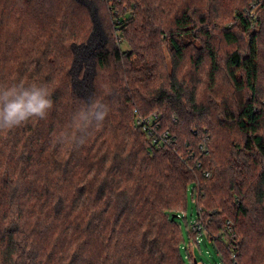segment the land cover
<instances>
[{"label":"trees","instance_id":"16d2710c","mask_svg":"<svg viewBox=\"0 0 264 264\" xmlns=\"http://www.w3.org/2000/svg\"><path fill=\"white\" fill-rule=\"evenodd\" d=\"M19 80L54 107L0 132V264H185L189 193L192 243L264 264V0H0ZM92 96L103 125L57 143ZM154 112L160 148L135 124Z\"/></svg>","mask_w":264,"mask_h":264},{"label":"clouds","instance_id":"9594fccd","mask_svg":"<svg viewBox=\"0 0 264 264\" xmlns=\"http://www.w3.org/2000/svg\"><path fill=\"white\" fill-rule=\"evenodd\" d=\"M54 107L52 90L47 84L23 80L0 83V132H11L33 120H45ZM109 105L95 96L89 97L75 111L66 129L55 136L61 145H82L91 131L103 125Z\"/></svg>","mask_w":264,"mask_h":264},{"label":"rangeland","instance_id":"374dc122","mask_svg":"<svg viewBox=\"0 0 264 264\" xmlns=\"http://www.w3.org/2000/svg\"><path fill=\"white\" fill-rule=\"evenodd\" d=\"M190 40V39H189ZM123 51L128 50L126 44L121 45ZM163 50L166 51L164 48ZM227 52L226 49L220 54L222 57ZM224 76V75H223ZM225 76L220 81L225 84ZM196 207L195 203L190 197V193L187 198L186 210L180 213L176 222L180 227L181 233L184 237V243L181 244V253L185 264H220V259L215 251L214 245L212 242L208 241L204 236L197 238V244L192 243L189 237V228L190 225L196 220ZM188 257L192 258V263L188 261ZM191 260V259H190Z\"/></svg>","mask_w":264,"mask_h":264},{"label":"built area","instance_id":"2783aa9c","mask_svg":"<svg viewBox=\"0 0 264 264\" xmlns=\"http://www.w3.org/2000/svg\"><path fill=\"white\" fill-rule=\"evenodd\" d=\"M158 114L154 112L149 117H137L135 119V124L139 126L141 131H143L147 137L150 139V142L153 146L160 148L165 143V137L167 136L166 133L162 135L158 134V122H157ZM208 174H206L207 176ZM227 230L230 231V223H226Z\"/></svg>","mask_w":264,"mask_h":264},{"label":"water","instance_id":"95a60500","mask_svg":"<svg viewBox=\"0 0 264 264\" xmlns=\"http://www.w3.org/2000/svg\"><path fill=\"white\" fill-rule=\"evenodd\" d=\"M177 215H173L172 217H171V220H173L174 219V217H176Z\"/></svg>","mask_w":264,"mask_h":264}]
</instances>
